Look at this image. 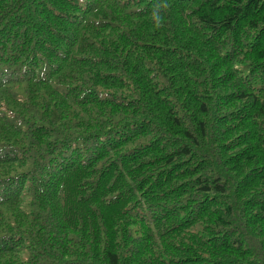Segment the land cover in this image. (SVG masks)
Listing matches in <instances>:
<instances>
[{"label":"trees","instance_id":"trees-1","mask_svg":"<svg viewBox=\"0 0 264 264\" xmlns=\"http://www.w3.org/2000/svg\"><path fill=\"white\" fill-rule=\"evenodd\" d=\"M0 264H264V0H0Z\"/></svg>","mask_w":264,"mask_h":264}]
</instances>
